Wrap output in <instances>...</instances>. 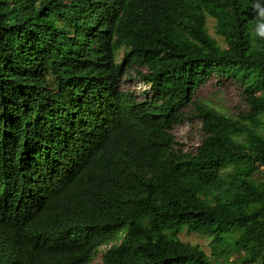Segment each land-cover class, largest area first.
<instances>
[{"label": "trees", "instance_id": "obj_1", "mask_svg": "<svg viewBox=\"0 0 264 264\" xmlns=\"http://www.w3.org/2000/svg\"><path fill=\"white\" fill-rule=\"evenodd\" d=\"M258 33L264 0H0V264H87L107 243L102 264H264ZM213 75L241 87L235 114L194 98ZM188 105L192 152L172 133ZM181 229L210 254L170 246Z\"/></svg>", "mask_w": 264, "mask_h": 264}, {"label": "rangeland", "instance_id": "obj_2", "mask_svg": "<svg viewBox=\"0 0 264 264\" xmlns=\"http://www.w3.org/2000/svg\"><path fill=\"white\" fill-rule=\"evenodd\" d=\"M214 19L210 16L206 17V26L208 33L213 36L220 44H224L221 38L215 34L213 29ZM123 48L116 50L117 60L119 61L122 56ZM144 66H139V70H143ZM136 68H128L122 74L120 79V87L122 89H129L139 94L141 90L147 88L139 79ZM194 98L202 100L204 103L214 107L216 110L233 115L239 109L244 107V99L242 96L241 87L234 81L229 79H218L214 75L209 78L203 85L199 86L195 91ZM185 114L183 119L173 125L172 133L176 141V146L181 147L186 152H192L197 144L200 142L202 132L200 130L199 119L196 117L192 107L188 105L184 108ZM243 150H246L244 144H240ZM256 180L264 181V166H259L253 175ZM231 237L235 236L232 232ZM225 242L224 249L232 253L231 258L237 257L236 251L239 248L237 243ZM211 239L207 235L199 234L196 232H188L181 229L173 240H168L170 246H178L190 249L193 245H198L205 253L210 254ZM110 244H101L97 247V252L93 255L87 264H102L101 254L103 250Z\"/></svg>", "mask_w": 264, "mask_h": 264}, {"label": "clouds", "instance_id": "obj_3", "mask_svg": "<svg viewBox=\"0 0 264 264\" xmlns=\"http://www.w3.org/2000/svg\"><path fill=\"white\" fill-rule=\"evenodd\" d=\"M257 5L253 4V7L255 8ZM258 35H261V38H264V34H259Z\"/></svg>", "mask_w": 264, "mask_h": 264}]
</instances>
